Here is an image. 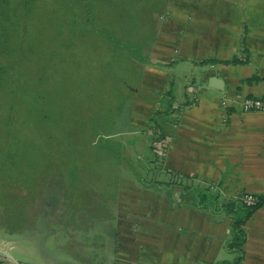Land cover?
Returning a JSON list of instances; mask_svg holds the SVG:
<instances>
[{
  "label": "rangeland",
  "instance_id": "rangeland-1",
  "mask_svg": "<svg viewBox=\"0 0 264 264\" xmlns=\"http://www.w3.org/2000/svg\"><path fill=\"white\" fill-rule=\"evenodd\" d=\"M23 1L10 0L16 13L3 22V39L16 46L17 56L13 55L15 52L0 54V105L7 104L0 109V157L10 153L0 160L5 169H0V194L4 197L0 200V225L27 229L25 226L34 222L28 229L37 238L27 231L21 237L37 239L36 245L41 247L47 238L40 234L50 233L53 243L65 249L88 251L85 257L89 264H98L101 258L108 260L116 249L118 226L127 231L140 228V221L131 222L128 218L126 200L125 215L120 204L123 209L115 220L117 208L115 203H103L108 200L105 194L111 195L116 187L117 197L121 194L127 199L143 186L137 179L142 176L148 183H166L169 176L162 171L166 149L158 148V159L148 161L151 155L147 144L154 134L142 119L149 105L135 107L130 103L127 108L126 80L135 79L138 74L119 61L117 50L106 52L102 35L96 33L103 23H98L97 18L90 22L72 20L83 13L77 3L89 7L97 5V0H29L27 5ZM171 3L161 23L167 21L169 7L179 6L182 0ZM110 9L116 10L114 6ZM148 22L143 20L142 25ZM132 26L137 27L135 23ZM142 33L149 35L146 29ZM157 35L151 50L143 49L144 56L156 60V56L162 58L161 27ZM138 61L137 71H144L143 60ZM192 68L187 67L188 73ZM128 84L142 95L140 82ZM115 109L120 110V117L114 116ZM109 132L111 136H105ZM81 198L96 208L90 207L89 212L76 210V201L81 203ZM100 208L113 209L110 218ZM101 215H106V219ZM75 226L85 230L73 231ZM125 234L122 239L127 240L122 242L128 243V232ZM15 246L10 251L12 255L18 248L30 252L28 242ZM23 255L31 257V253Z\"/></svg>",
  "mask_w": 264,
  "mask_h": 264
},
{
  "label": "crops",
  "instance_id": "crops-1",
  "mask_svg": "<svg viewBox=\"0 0 264 264\" xmlns=\"http://www.w3.org/2000/svg\"><path fill=\"white\" fill-rule=\"evenodd\" d=\"M168 10L161 25L162 58H156L173 64L145 69L142 95L138 89L134 105H149L142 123L150 130L149 117L174 82L177 110L165 123L170 138L162 160L171 184L159 180L139 186L127 199L117 197L115 220L120 209L125 215L127 202L128 218L140 221V228L118 226L114 255L103 264L233 263L238 253L227 245L244 212L232 206L244 195L264 197V113L241 108L246 98H264V0H182ZM232 58L241 62L200 63ZM203 188L218 197L217 208L230 207L201 208L195 194ZM242 229L240 264H264V201L244 219ZM0 240L15 243L14 249L23 242L30 246V252L18 248L0 264H80L36 245V239L0 235ZM28 253L30 258L23 255Z\"/></svg>",
  "mask_w": 264,
  "mask_h": 264
},
{
  "label": "trees",
  "instance_id": "trees-1",
  "mask_svg": "<svg viewBox=\"0 0 264 264\" xmlns=\"http://www.w3.org/2000/svg\"><path fill=\"white\" fill-rule=\"evenodd\" d=\"M3 1H4V5L0 6V54L4 55V54H10L12 52H15L13 55L17 56L16 46L6 44L3 39L5 37L4 30H3V22L9 21V18L16 13V7L15 6L10 7V0H3ZM25 1L26 0L23 1V4L27 5L29 3V0H27L28 2H25ZM170 1L171 0H97V5H93L89 7L88 5H83L82 2L77 3L79 11L82 9L83 13L80 12V16L78 17L75 16L72 20H75L77 22L79 21L90 22L93 20V18H97L100 21L98 23H103V27H99L98 30H96V33L102 35L103 41L106 46V52H107V49H110L112 53L114 50H117L115 55L117 56L119 61L120 62L124 61L125 63L130 65L131 68L136 72L135 75L138 74L135 79L126 80L125 92H127V94H125V104L127 105V108L129 104L134 103L136 98L138 97V88L132 89L129 86L128 82L132 83V82L138 81L141 84L142 76L147 67H150V66L168 67L171 64H173V62L164 63L162 61L152 59L149 55L148 56L143 55V49L144 48L146 49L148 47L151 50L154 42L156 41V37L158 36L157 35L158 30L160 29L162 25L161 18L167 6L169 5ZM112 6L116 8L115 12L110 9V7ZM128 9H131V13H128ZM112 11L114 13H112ZM140 13H141V16H140ZM143 20H147L149 22L143 23L142 25ZM134 23L137 25V27L132 26L130 28V25ZM143 29H146L149 32V35L147 36L142 35ZM115 39L118 40V43L122 41L124 42V44H121V45L118 44L115 41ZM138 60L140 61L143 60L141 67L145 68L144 71L143 70L140 71V69L139 71H137L138 69L137 62L140 63ZM240 62L241 61L239 59L232 58L229 60L209 59V60L201 61L200 63L201 64H208V63L231 64V63H240ZM2 71L3 70L0 69V72ZM4 76L6 75L4 74ZM175 100H176L175 84L174 82L171 81L168 84V89L163 93V96L158 101V108L155 109L149 117L150 130H152V133L154 134V137L152 136L149 138L148 144H147V148L149 149V153L151 155V158H148L149 162H153L154 160L158 159L157 157L158 152H160L158 148L160 150H161V147L162 149L167 148L166 147L167 141L170 138V136L168 134V129L165 126V123L168 117L171 116L172 113H174L177 110V107L174 106ZM5 105H0V109L3 108ZM184 105H186V103L179 104V107L184 106ZM119 109L114 110V116L116 115H119L118 117L121 116V113H120L121 109L120 110ZM126 110H127L126 113L128 114L129 111L128 109ZM126 113H125V116H126ZM109 131L111 130L109 129ZM111 134L112 133L109 132V133H106L105 136H111ZM108 147L109 146L106 145L105 149L109 150ZM8 150H10V148ZM113 151L116 153L119 152L117 149H113ZM9 155L10 153H5L4 155H2L0 157L1 162L5 157ZM144 156L147 159L148 155L144 154ZM117 159L118 160L120 159L119 156H117ZM139 161L140 159L139 157H137V162ZM0 169L3 172L5 170L4 165H1ZM137 179L143 186H147L149 184L157 185L160 183L159 181L148 183V180L146 181V179H144V176L139 177V178L137 177ZM166 184L170 185L171 183L167 182ZM0 189H1V179H0ZM209 193H210L209 188H203L202 190L200 189L196 190V194H195L196 203L201 208H207L209 206H212V210L215 211L216 209L230 207L229 204H221L219 208H217L216 207L217 204L214 203V200H217L218 197H215V195L211 196ZM116 194H117V188L115 187L111 195L105 194V197L108 200H107V203L105 201L103 203L112 205V206H114V203H115V207H116V203H117ZM3 198L4 197L0 194V200ZM10 198L14 199L15 201L18 200L14 198L13 196H11ZM82 199L83 198H81V200ZM85 200L86 198H84L83 201H81V203H78L76 201L77 204L75 206V209L78 211L89 212L91 211V208H96L94 207L95 205L93 203H92V206H90L91 204H88V202H84ZM263 201H264V197H256V201L254 204L246 205L240 199L237 205L232 206L233 208L237 206L238 209H240V211L244 212V216L242 219L235 220L233 224L234 236L227 245L228 249L236 251L238 253V256L233 263L227 260H222L218 262V264H240L241 255H242L241 247L244 242V236H245L244 231L242 229L244 219H246L252 212H254L261 205ZM24 202L25 204L27 203L28 205L27 199ZM110 210L113 211V209L108 208L107 210L102 209L100 212L107 214V216L109 217ZM101 216H102V219H106V215L105 216L101 215ZM34 225H35L34 222L28 223L25 226L27 227V229L22 228L19 225H18L19 227L17 228H12V225H9L10 227H7L6 225H0V228H1L0 231L1 232L3 231V233H0V234L4 236L12 237V238H18V239L23 238L24 239V237H21V234H25L24 232L27 231L28 233L31 232L30 235L32 237H36V234L28 229V228H32ZM76 227L78 226L73 227L72 230L77 231V232H81L80 230H85V229H80ZM83 232H85V235H86V231H83ZM51 235L52 234L50 233H44V231L40 234V237L44 236L47 238L43 242L42 246L46 248L49 247L51 249H55L62 257H67L68 259L77 261L80 264H89L88 259L85 257V255L88 254V251L81 252V251H76L72 249H65L62 245L53 243L52 242L53 239ZM64 236H67L66 233H64ZM85 237L86 236H84V238ZM25 238H28V236H25ZM105 246L107 248V244ZM104 261H105V258L104 259L101 258V260L99 261V264L100 263L103 264Z\"/></svg>",
  "mask_w": 264,
  "mask_h": 264
},
{
  "label": "built area",
  "instance_id": "built-area-1",
  "mask_svg": "<svg viewBox=\"0 0 264 264\" xmlns=\"http://www.w3.org/2000/svg\"><path fill=\"white\" fill-rule=\"evenodd\" d=\"M241 108L244 112L264 113V98H246L242 101ZM241 200L246 205H252L256 201L253 195H244ZM13 249L14 244L11 241L0 240V262L9 259L10 251Z\"/></svg>",
  "mask_w": 264,
  "mask_h": 264
},
{
  "label": "water",
  "instance_id": "water-1",
  "mask_svg": "<svg viewBox=\"0 0 264 264\" xmlns=\"http://www.w3.org/2000/svg\"><path fill=\"white\" fill-rule=\"evenodd\" d=\"M9 258L12 259V257L9 255Z\"/></svg>",
  "mask_w": 264,
  "mask_h": 264
}]
</instances>
